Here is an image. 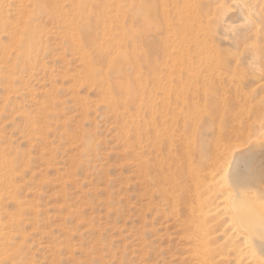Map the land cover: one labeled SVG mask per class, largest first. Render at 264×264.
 I'll return each instance as SVG.
<instances>
[{
    "label": "rangeland",
    "instance_id": "1",
    "mask_svg": "<svg viewBox=\"0 0 264 264\" xmlns=\"http://www.w3.org/2000/svg\"><path fill=\"white\" fill-rule=\"evenodd\" d=\"M234 1L0 0V264H199L184 183L264 126V0Z\"/></svg>",
    "mask_w": 264,
    "mask_h": 264
},
{
    "label": "bare ground",
    "instance_id": "2",
    "mask_svg": "<svg viewBox=\"0 0 264 264\" xmlns=\"http://www.w3.org/2000/svg\"><path fill=\"white\" fill-rule=\"evenodd\" d=\"M244 3L243 0H235L232 9L221 2L215 9L216 20L222 23L227 21V17L242 16ZM256 52L255 54L260 53ZM259 123L247 128L224 145L214 167L220 180H216V184L213 183V188L208 184L202 193L199 184L198 187H193V191L190 185L192 178L190 184L184 183L189 222L199 246V264H215L212 262L213 258L221 263L227 262L232 253L236 257H247L252 264H264V126ZM243 160H251L250 162L257 166L253 165L254 170L250 169L249 172L241 170L239 166L240 162L244 163ZM149 163L151 164V161ZM183 166L185 167V164ZM213 190H219L222 194L215 203L212 202ZM214 222L231 225L232 229L236 230L233 236H223L225 251H219V247H215L212 242L210 229ZM239 234L245 235L244 245L238 242Z\"/></svg>",
    "mask_w": 264,
    "mask_h": 264
}]
</instances>
